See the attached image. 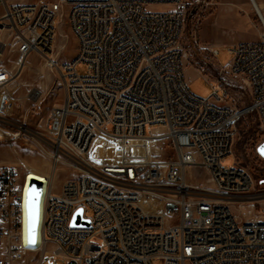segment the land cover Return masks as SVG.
<instances>
[{
    "label": "built area",
    "instance_id": "2783aa9c",
    "mask_svg": "<svg viewBox=\"0 0 264 264\" xmlns=\"http://www.w3.org/2000/svg\"><path fill=\"white\" fill-rule=\"evenodd\" d=\"M188 4L0 0V57L11 50L20 59L52 53L65 8L78 43L75 59L60 68L64 106L52 108L41 128L16 120L17 69L0 61V132L34 144L51 162L50 175L38 178L44 182L39 244L27 237L31 176L0 165V264L36 256L38 264H264V220L241 221L232 211L257 199L255 180L238 160L223 164L244 119L255 120L262 133L256 148L264 164L258 152L264 145V9L253 6L259 39L229 47L231 62L213 65V91L201 99L185 77ZM200 49L210 62L218 56ZM80 63L85 76L78 74ZM99 137L108 139L115 161L91 158ZM60 166L74 177L57 191ZM194 167L208 172L206 184L187 180ZM79 210L89 227L72 226Z\"/></svg>",
    "mask_w": 264,
    "mask_h": 264
},
{
    "label": "rangeland",
    "instance_id": "374dc122",
    "mask_svg": "<svg viewBox=\"0 0 264 264\" xmlns=\"http://www.w3.org/2000/svg\"><path fill=\"white\" fill-rule=\"evenodd\" d=\"M41 1L59 2V0ZM256 1L260 5V2ZM187 2L189 4L184 32L185 77L191 93L205 99L213 91L210 86L213 78L209 74V72L217 74L213 65L222 67L229 65L232 59L229 53L231 45L257 41L259 31L253 24L259 25V20L252 14L254 9L250 0H187ZM240 4L243 6L251 4L252 8L241 10ZM232 8L237 15L232 12ZM3 12V8L0 7V16ZM247 12L249 14L251 12V16L243 17ZM67 13L65 8L64 19L59 22L53 51L49 55L32 52L23 59L21 66L19 62L22 60L15 50L6 51L0 57V61L4 64L17 69V76L12 84L16 99L15 118L34 128H41L51 109L62 108L65 103V83L60 68L62 64L73 61L78 52V43L69 26ZM1 37L8 42L6 34H2ZM201 45L211 47L207 48L208 50H217L218 56L210 62V54L202 52ZM77 71L79 75L85 76L88 68L84 63H80ZM250 128H253L252 133H249ZM237 129L232 155L226 158L223 164L232 167L238 160L250 171L255 180L253 193L254 198L257 199L244 205L232 206V211L241 221L264 220V197L260 198L264 193V164L256 148V143L260 144L262 141L257 139L259 127L255 120L244 119ZM7 135L0 132V165H13L23 172H26V169L49 172L51 162L42 151L30 142L6 139ZM164 157L165 154L161 158ZM91 158L99 162L116 160V153L107 138L99 137L95 141ZM73 177L69 169L58 167L54 177L56 190L59 191L63 183ZM208 178L209 174L204 168L194 167L187 171V180L191 184H206ZM38 261L36 256L33 259L28 258L24 264H38ZM56 262L67 264L63 259H57Z\"/></svg>",
    "mask_w": 264,
    "mask_h": 264
},
{
    "label": "water",
    "instance_id": "95a60500",
    "mask_svg": "<svg viewBox=\"0 0 264 264\" xmlns=\"http://www.w3.org/2000/svg\"><path fill=\"white\" fill-rule=\"evenodd\" d=\"M259 154L264 157V145H262L259 150ZM44 194V182L36 177L30 178V185L28 189L27 197V237L28 243L30 239L34 238L36 244L38 241V235L40 231L41 222V207L42 198ZM168 209L173 212L174 206L169 205ZM83 211L79 210L73 217L72 226L75 227H89L90 221L83 218Z\"/></svg>",
    "mask_w": 264,
    "mask_h": 264
},
{
    "label": "bare ground",
    "instance_id": "6f19581e",
    "mask_svg": "<svg viewBox=\"0 0 264 264\" xmlns=\"http://www.w3.org/2000/svg\"><path fill=\"white\" fill-rule=\"evenodd\" d=\"M252 5L254 7H256L258 10L261 11V7L259 6V4L257 3L256 0H250ZM22 61H20V66L23 65V59H21ZM26 175H30L31 177H36V178H40V179H44V176H49L50 173H46V172H42V171H38V170H33V169H26ZM43 214H44V199L42 200V207H41V222H40V233H39V238H38V244L41 242V237H42V221H43ZM26 228V226H24V229Z\"/></svg>",
    "mask_w": 264,
    "mask_h": 264
},
{
    "label": "crops",
    "instance_id": "0c3cea01",
    "mask_svg": "<svg viewBox=\"0 0 264 264\" xmlns=\"http://www.w3.org/2000/svg\"><path fill=\"white\" fill-rule=\"evenodd\" d=\"M11 1L17 2L15 0H11ZM258 1L260 2V5L259 6L261 7V9H264V0H258ZM250 6H251V4H247L246 6H243L242 4H240L241 10H245V9H248L249 10L250 8H252V6L251 7ZM234 11H235L234 8H232V12H234ZM234 14H236V13L234 12ZM250 14H251V12H250ZM250 14H249V12H247V14L244 15L243 17H246V16L249 17V16H251ZM252 14H254V10H253ZM238 16H240V15H238ZM240 17H242V16H240ZM202 47L211 48V47H207V46H202ZM251 220H255V219H251ZM251 220H248V221H251Z\"/></svg>",
    "mask_w": 264,
    "mask_h": 264
},
{
    "label": "trees",
    "instance_id": "16d2710c",
    "mask_svg": "<svg viewBox=\"0 0 264 264\" xmlns=\"http://www.w3.org/2000/svg\"><path fill=\"white\" fill-rule=\"evenodd\" d=\"M252 132H253V128H250V129H249V133H252ZM257 133H258V132H257ZM261 136H262V133H261V131L259 130L258 138H257V139H258V140H261V139H262ZM258 144H259V143H258ZM258 144L256 143V146H257Z\"/></svg>",
    "mask_w": 264,
    "mask_h": 264
},
{
    "label": "snow or ice",
    "instance_id": "6c2138e0",
    "mask_svg": "<svg viewBox=\"0 0 264 264\" xmlns=\"http://www.w3.org/2000/svg\"><path fill=\"white\" fill-rule=\"evenodd\" d=\"M29 243H30V244L35 243L34 238H33V239H30V240H29Z\"/></svg>",
    "mask_w": 264,
    "mask_h": 264
}]
</instances>
